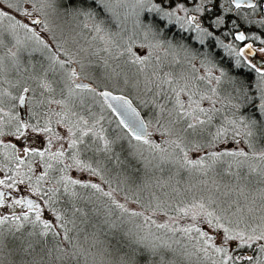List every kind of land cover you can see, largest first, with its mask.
<instances>
[{
  "label": "snow or ice",
  "instance_id": "snow-or-ice-1",
  "mask_svg": "<svg viewBox=\"0 0 264 264\" xmlns=\"http://www.w3.org/2000/svg\"><path fill=\"white\" fill-rule=\"evenodd\" d=\"M0 264H264V0H0Z\"/></svg>",
  "mask_w": 264,
  "mask_h": 264
}]
</instances>
